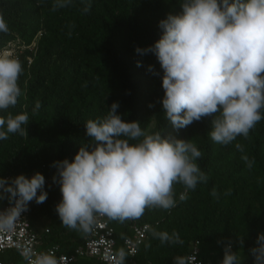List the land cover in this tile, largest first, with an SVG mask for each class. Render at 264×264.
<instances>
[{
	"label": "trees",
	"instance_id": "16d2710c",
	"mask_svg": "<svg viewBox=\"0 0 264 264\" xmlns=\"http://www.w3.org/2000/svg\"><path fill=\"white\" fill-rule=\"evenodd\" d=\"M87 2L91 9L84 14L81 0L55 12L53 0L41 6L37 0H0V15L9 28L7 34L0 33V52L14 45L13 56L24 69L19 81L24 95L9 111L29 116L28 137L10 134L0 141V177L23 174L31 178L37 172L45 177L46 202L29 204L30 226L40 234L43 248L58 246L62 254L71 255L89 235L61 224L55 206L62 197L59 185L52 182L56 169L51 165L72 161L79 147L89 143L86 121L102 119L111 104L118 102L122 119L138 121L147 134H171L196 144L204 154L197 163L209 180L189 191L183 202L178 199L183 188L175 185L178 203L170 211L146 209L139 219L123 223L106 218L116 249L121 250L123 241L132 237L134 225H147L136 264H173L174 257L188 256L194 248L201 264H221L227 243L238 252L242 264H253L248 249L255 246L258 233H264V119L247 139L237 137L226 146L211 140L209 119L174 130L159 103L163 97L160 76L148 71L151 65L161 72L159 63L153 54L139 55L135 48H147L160 38L159 21L169 13L179 14L180 0ZM36 101L41 108L33 115ZM236 144L243 146V153ZM242 155L254 160L251 169ZM213 189L219 198L212 196ZM228 189L231 195L225 196ZM6 204H10L7 199L0 201V208ZM153 230L176 232L183 244L162 245L153 238ZM0 262L19 264L21 260L6 251L0 253ZM73 264L102 263L84 258Z\"/></svg>",
	"mask_w": 264,
	"mask_h": 264
},
{
	"label": "clouds",
	"instance_id": "9594fccd",
	"mask_svg": "<svg viewBox=\"0 0 264 264\" xmlns=\"http://www.w3.org/2000/svg\"><path fill=\"white\" fill-rule=\"evenodd\" d=\"M44 2L37 0V6ZM81 2L80 10L87 14L91 4ZM71 6L73 0H53L51 10ZM180 8L179 14L169 13L159 21L162 34L153 45L135 48L139 55L153 54L159 63L162 75L151 65L148 71L160 76L163 97L159 103L165 118L176 131L209 119L208 134L220 145L231 144L237 137L247 139L264 119V0H180ZM8 31L0 15V33ZM23 72L18 58L0 53V112L4 113L0 115V141L10 134L28 137L27 112L14 115L9 111L24 95L19 83ZM40 108L36 101L33 115ZM118 108L114 102L102 119L86 121L89 143L79 147L72 161L51 165L56 169L52 182L59 185L62 197L55 212L67 229L88 235L100 217L123 223L139 219L146 209L170 211L178 203L175 185L183 188L178 197L183 202L189 191L209 180L197 163L204 154L191 140L165 137L161 132L147 134L138 121L123 120ZM235 147L244 152L241 144ZM242 159L251 169L254 160L246 155ZM45 184L39 172L31 178L23 174L0 177V201L7 199L14 205L0 212V231L13 230L31 202H46ZM211 194L219 198L215 189ZM224 195H231V189ZM152 235L162 245L183 244L176 232L153 230ZM223 252L221 264H242L231 243L224 245ZM248 254L253 264H264V233H258ZM126 257L121 249L118 264H124ZM25 259L28 264H58L53 253L34 259L26 254ZM173 264H196V257L176 256Z\"/></svg>",
	"mask_w": 264,
	"mask_h": 264
},
{
	"label": "built area",
	"instance_id": "2783aa9c",
	"mask_svg": "<svg viewBox=\"0 0 264 264\" xmlns=\"http://www.w3.org/2000/svg\"><path fill=\"white\" fill-rule=\"evenodd\" d=\"M32 47V46H31ZM10 49H6L0 53H10ZM13 56V54H11ZM13 204H6L0 208V212H4ZM148 226L132 227V237L126 238L122 243V249L127 254L124 263L136 264L135 257L138 248L146 239ZM48 233V231H45ZM12 251L18 255L21 260L20 264H28L25 255H31L34 259L42 253H53L58 264H73L78 259H94L102 264H118L119 252L116 249V241L113 236V230L109 227L106 217L98 218L92 233H90L83 241L82 245L74 250L71 255L62 254L58 246L43 248V242L39 233L34 232L29 222V205L28 210L20 214L19 220L16 222L13 230L0 231V253ZM197 250L194 248L190 255H195ZM0 264H4L0 262ZM13 264V263H11ZM196 264H201L196 257Z\"/></svg>",
	"mask_w": 264,
	"mask_h": 264
},
{
	"label": "rangeland",
	"instance_id": "374dc122",
	"mask_svg": "<svg viewBox=\"0 0 264 264\" xmlns=\"http://www.w3.org/2000/svg\"><path fill=\"white\" fill-rule=\"evenodd\" d=\"M9 51H10V53H11V54H14V45H11V47H10V50H9Z\"/></svg>",
	"mask_w": 264,
	"mask_h": 264
},
{
	"label": "crops",
	"instance_id": "0c3cea01",
	"mask_svg": "<svg viewBox=\"0 0 264 264\" xmlns=\"http://www.w3.org/2000/svg\"><path fill=\"white\" fill-rule=\"evenodd\" d=\"M7 264H11V263H7ZM20 264V263H19Z\"/></svg>",
	"mask_w": 264,
	"mask_h": 264
}]
</instances>
